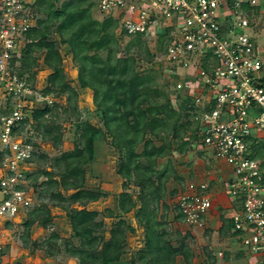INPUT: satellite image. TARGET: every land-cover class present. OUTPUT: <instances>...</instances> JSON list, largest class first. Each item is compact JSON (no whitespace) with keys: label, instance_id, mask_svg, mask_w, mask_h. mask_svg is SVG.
Instances as JSON below:
<instances>
[{"label":"trees","instance_id":"trees-1","mask_svg":"<svg viewBox=\"0 0 264 264\" xmlns=\"http://www.w3.org/2000/svg\"><path fill=\"white\" fill-rule=\"evenodd\" d=\"M97 0H32L30 4L34 26L25 34V42L20 45L19 59L22 69L19 76H25L26 84L34 88L33 81L38 70H48L46 84L38 90L42 96L53 94L55 98L66 95L67 103L77 95L73 86L65 80L63 55L61 48L77 65V82L81 89L92 91L95 109L99 114L103 129L87 121L77 123L80 130L81 146L75 145L72 150L63 151L52 161V167L59 170L41 169L36 172H25L26 185L19 188H33L37 193V203L27 212L22 222L25 227L23 237L29 239V231L34 224L42 228H50L43 240H32L31 251L43 249L47 256L64 254L76 260V264H119L125 253L127 232L133 233L134 227L126 222L124 214L132 209L138 224L143 227L144 240L128 263L138 264H175L176 257L181 256L184 264L192 262V252L185 245L184 238L177 245L171 243L172 232L163 228V221L157 217L160 201L164 198L165 183L168 180L170 161L163 168H157V160L165 158L173 151L185 154L192 150L191 144L201 145L197 136L199 124L191 122L188 117L198 105L191 96L175 90L176 96L155 86L156 68H139V61L144 53L146 60L153 63L156 52H151L143 39L142 33L133 35L124 47V54L118 56L116 46L123 39V34H115L117 20L107 16L97 20L92 16V8ZM258 13L257 8H247L246 13ZM36 15V16H35ZM169 29L158 34L156 48L166 53L169 45ZM131 48H134L131 51ZM159 68V67H158ZM157 68V69H158ZM0 106V117L12 110L11 99L5 98ZM160 99V101H158ZM61 107L58 101L48 104L45 100L38 103L19 125L20 131L27 124L43 127V137L51 133L49 125H42L45 117L51 116ZM208 109V108H207ZM31 121V122H30ZM18 128V129H19ZM37 131V128L35 129ZM18 131V132H20ZM111 139V145L118 152L116 172L123 179L122 186L133 184L138 187V207L130 193L123 190L116 197V214L111 209L106 212L89 210L82 201H95L104 196L99 190L86 189L84 184V165L94 158V141L103 133ZM189 131V136L185 133ZM55 143L59 137L52 136ZM153 139L159 140L156 145ZM142 149L136 152L138 143ZM33 146L32 158L37 156ZM255 157L264 159V143L253 145ZM200 148V147H199ZM205 153V152H204ZM198 154L203 152L200 150ZM45 158V155L38 154ZM2 155L0 154V163ZM264 166V160L262 161ZM39 176L44 179L38 182ZM56 177H59L57 180ZM31 179L30 186L28 183ZM212 187V185H209ZM72 190L73 192L63 194ZM48 199L49 204L44 202ZM80 203L82 208L73 206ZM82 203V204H81ZM60 207L69 221L71 234L62 238L51 228L54 215L50 207ZM240 207V200L228 208L229 213H220V225L217 228L221 235L231 237L230 215ZM175 221L184 222L178 206H175ZM117 216L108 230L99 215ZM9 222H6L8 225ZM107 232V236L105 233ZM27 241H24V245ZM209 250L205 264H216L217 259ZM1 253V252H0ZM240 254L237 253V256ZM229 260V252L224 251L223 261ZM7 264V263H2ZM12 264H24L15 260Z\"/></svg>","mask_w":264,"mask_h":264},{"label":"built area","instance_id":"built-area-1","mask_svg":"<svg viewBox=\"0 0 264 264\" xmlns=\"http://www.w3.org/2000/svg\"><path fill=\"white\" fill-rule=\"evenodd\" d=\"M29 1L0 0V94L9 96L12 105L0 117V222H11L31 206V191L21 187L28 171L22 167L30 163L33 146L21 138L19 125L38 103H52L18 75L20 45L34 26ZM97 6L124 10L123 28L130 34L169 29L166 60L188 71L179 77L168 68L167 75L177 80V92L187 90L195 99L199 147L209 148L213 160L229 168L223 186L232 203L240 200L230 215L232 249L215 250L216 264H229L230 257L241 264H264V159L255 157L253 146L264 143V59L244 31L256 26L247 8L263 12L264 0H135L129 5L97 0ZM210 191L206 182H188L179 189L177 206L184 222L193 223L210 210ZM224 251L235 254L223 261Z\"/></svg>","mask_w":264,"mask_h":264},{"label":"rangeland","instance_id":"rangeland-1","mask_svg":"<svg viewBox=\"0 0 264 264\" xmlns=\"http://www.w3.org/2000/svg\"><path fill=\"white\" fill-rule=\"evenodd\" d=\"M127 5L134 4L135 0H124ZM32 3V0L29 1ZM30 6V5H29ZM30 8L29 16H31V23L35 24V19L33 18V12ZM264 10V6L262 7ZM92 16L97 20H101L103 17L110 16L117 20V27L114 30L115 34L122 32L123 39L119 41V46H116L118 51L117 55L121 56L124 54V47L127 41L136 34L128 33L123 27V20L125 19L126 13L124 10H104L99 9L97 4L92 8ZM252 17L254 18V23L256 26L254 29H245L244 31L250 35L256 42L257 47L262 52V58L264 59V11L260 10V13L251 12ZM36 16V15H35ZM154 33L145 32L142 33L143 39L146 40L148 48L151 52H156L153 63L151 64L145 58L144 53L141 56L139 61V68H156L155 75V86L159 89L161 88L167 92L170 96L174 95V88L172 87L175 79L167 75L168 68L175 69L177 76L181 77L185 75L187 69L168 62L166 60V53L158 52L156 48V42L158 38V33L155 30H152ZM170 36V34H168ZM134 48H131L133 51ZM61 53L63 55V69L66 74L65 80L69 82L71 86L77 91V95L72 97L71 102L67 103L66 95L56 97L53 94L47 95L48 98H52L51 104L54 101H58L61 104V107L56 111V113L51 116L45 117L46 119L42 120V125H49L51 127V133L43 137L42 130L43 127H36L35 130L33 125L27 124L23 131L20 132V136L24 139L25 142L34 144L37 150V156L33 157V160L23 165L22 171L36 172L37 170L46 169V170H59L58 168L52 167V160L59 156L63 151H69L74 148L75 145L81 146L82 139L80 138V130L76 128V124L80 122L87 121L92 125L98 126L103 129L102 122L100 120L99 114L95 109V103L93 100L92 91L89 88L81 89L77 82V65L71 59V55L65 53V49L61 48ZM22 63L19 59V69H22ZM159 67V68H158ZM158 68V69H157ZM192 71V68L189 69V72ZM174 72V71H173ZM48 70H38L35 74V79L33 81L34 88L38 91L44 88L46 84ZM39 92V91H38ZM40 93V92H39ZM181 94H188L186 91H180ZM29 97V96H28ZM6 96L0 94V106L5 104ZM28 99V98H27ZM32 100L31 97H29ZM34 98L33 100L35 101ZM160 101V99H158ZM30 114V113H29ZM29 116V115H28ZM188 120L191 122L197 121L198 124H201L199 120H195L192 114L188 117ZM31 122V121H30ZM52 136H58V142H54L51 138ZM185 136H189V131L185 133ZM156 145L159 144V140L153 139ZM193 148L190 151H187L185 154L181 155L173 151L170 155L165 158H159L157 160V168H163L167 160L170 161L169 178L165 183V192L164 198L160 201L157 210V217L162 220L163 228L167 232L172 234L171 243L175 246L178 244V241L181 238H184V243L187 245L192 252V262L194 264H205L206 254L209 250L212 252L218 248H231V242L227 235H221L218 231V226L220 221L219 214L224 213V215L229 213L228 208L232 206L231 200H229L227 191L223 186V182L226 179V175L229 171V168L225 164L220 163L216 160H213L211 157V151L209 148L203 145L202 148H199L195 144H191ZM94 158L93 161L89 164L84 165V184L83 187L86 189L99 190L104 196H101L95 201H82L84 206L89 210H96L98 212H106V209H111L114 214H116L117 201L116 197L123 190L131 194L133 200L136 201V207H138V187L133 184H127L125 188L122 186L123 179L116 172V164L118 160V152L111 145L110 136L105 133L99 136L94 141ZM142 149V143H138L136 147V152H139ZM203 152L199 155L198 151ZM205 152V153H204ZM38 154L45 155V158L38 157ZM59 180V177H56ZM44 179L43 176H39L37 181L41 182ZM33 181V180H32ZM31 179L28 183L32 182ZM188 182H206L210 187V196L212 207L210 210L200 215L199 217L194 218L193 223H186L181 221H175L174 215L175 206L178 204L179 198L177 197L179 189L183 188ZM31 187V186H30ZM33 188H29V191L32 193V203L28 211L32 208L34 204L37 203L36 200L37 193L35 195ZM63 194H68L73 192L72 190L63 192ZM44 202L49 204L48 199H44ZM82 204V203H81ZM73 206L77 208H82L80 203H75ZM60 207H54L51 205V211L54 213L55 221H52L51 228L56 232H60L59 236L62 238L68 237L71 234L69 221L65 219L64 214L56 215L62 212ZM134 210L132 209L128 213L124 214L125 220L131 226L134 227L133 233L127 232L126 242H125V253L122 257V260L119 264H131L128 263L134 253L138 250L144 240V231L143 227L138 224L134 217ZM64 212V211H63ZM21 217H15L8 225L6 222H0V264L7 263L12 264L15 260H21L24 264H76V260L68 257L64 254H56L55 256H47L43 249L35 248L31 251L32 247L30 243L33 238L35 240H43L46 238L47 233L51 230L48 228H42L40 226H31L29 231V239L23 237L25 227L22 225V222L27 217V212L24 211L21 213ZM23 216V217H22ZM99 215L98 218L103 219L105 230H108L113 222L117 221V216L113 215L108 217L103 213ZM68 227V228H67ZM33 229V232H32ZM107 232L105 236H107ZM27 241V245H24V241ZM229 252V251H228ZM235 254V253H231ZM230 255V252H229ZM230 255V256H231ZM140 264L139 261H137ZM229 264H241L242 260L235 257H230L228 261ZM144 264V263H141ZM175 264H184L181 256L176 257Z\"/></svg>","mask_w":264,"mask_h":264},{"label":"crops","instance_id":"crops-1","mask_svg":"<svg viewBox=\"0 0 264 264\" xmlns=\"http://www.w3.org/2000/svg\"><path fill=\"white\" fill-rule=\"evenodd\" d=\"M54 207H56V206H54ZM60 210H61L62 212H60L59 214H56V215L64 214L63 210H62V209H60ZM50 211H51V207H50ZM51 214L54 215V213H53L52 211H51ZM21 215H22V214H20L19 216L21 217ZM64 215H65V214H64ZM19 216H18V217H19ZM54 216H55V215H54ZM22 217H23V216H22ZM64 217H65V219H66V221H67L66 216H64ZM53 221H55V223L57 222L55 217H54ZM217 222L220 223V221H217ZM182 224H183V223H182ZM34 225H36V224H34ZM34 225H33V226H34ZM219 225H220V224H219ZM36 226H37V225H36ZM218 227H219V226H218ZM67 228H68V227H67ZM39 229H42V230H43V228H39ZM32 232H33V229H32ZM59 233H60V232H59ZM33 239L35 240V238H33ZM128 261H129V260H128Z\"/></svg>","mask_w":264,"mask_h":264}]
</instances>
